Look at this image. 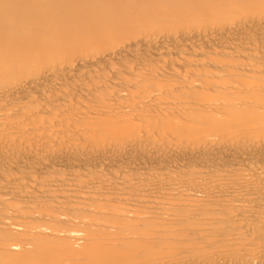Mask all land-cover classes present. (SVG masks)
<instances>
[{
    "label": "bare ground",
    "instance_id": "6f19581e",
    "mask_svg": "<svg viewBox=\"0 0 264 264\" xmlns=\"http://www.w3.org/2000/svg\"><path fill=\"white\" fill-rule=\"evenodd\" d=\"M0 264H264V0H0Z\"/></svg>",
    "mask_w": 264,
    "mask_h": 264
}]
</instances>
